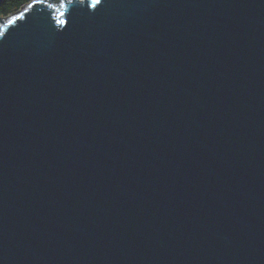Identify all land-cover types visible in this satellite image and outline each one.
Returning a JSON list of instances; mask_svg holds the SVG:
<instances>
[{
  "label": "water",
  "instance_id": "1",
  "mask_svg": "<svg viewBox=\"0 0 264 264\" xmlns=\"http://www.w3.org/2000/svg\"><path fill=\"white\" fill-rule=\"evenodd\" d=\"M0 264H264V0L0 18Z\"/></svg>",
  "mask_w": 264,
  "mask_h": 264
},
{
  "label": "trees",
  "instance_id": "2",
  "mask_svg": "<svg viewBox=\"0 0 264 264\" xmlns=\"http://www.w3.org/2000/svg\"><path fill=\"white\" fill-rule=\"evenodd\" d=\"M33 1L34 0H0V18H10Z\"/></svg>",
  "mask_w": 264,
  "mask_h": 264
},
{
  "label": "snow or ice",
  "instance_id": "3",
  "mask_svg": "<svg viewBox=\"0 0 264 264\" xmlns=\"http://www.w3.org/2000/svg\"><path fill=\"white\" fill-rule=\"evenodd\" d=\"M96 3H99V0H93V4L95 5ZM61 15H64L63 12L60 13ZM61 23H63V21H61Z\"/></svg>",
  "mask_w": 264,
  "mask_h": 264
}]
</instances>
